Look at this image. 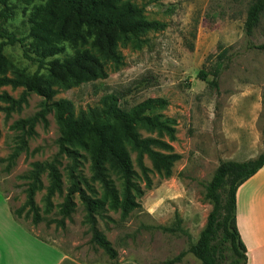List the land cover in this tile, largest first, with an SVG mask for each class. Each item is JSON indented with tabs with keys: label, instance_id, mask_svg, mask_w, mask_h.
Here are the masks:
<instances>
[{
	"label": "rangeland",
	"instance_id": "374dc122",
	"mask_svg": "<svg viewBox=\"0 0 264 264\" xmlns=\"http://www.w3.org/2000/svg\"><path fill=\"white\" fill-rule=\"evenodd\" d=\"M254 1L123 0L165 28L120 41L119 62L105 60L92 40L64 43V51L55 57L65 60L89 50L103 62L108 78L56 88L50 102L27 93L14 108L2 96L20 100L24 87H0V264H57L61 255L72 256L80 264H167L184 252L177 264H202L188 250L198 241L213 209L206 199L208 183L222 162H243L264 152V52L250 46L264 43V16L252 37L244 30ZM43 2L0 0V25L1 12L8 7L9 32L32 44L33 12ZM3 50L13 66L30 75H47V62L55 59H47L39 68L36 53L27 57L21 44L5 45ZM225 51L215 88L212 72ZM202 70L210 73L206 81L199 78ZM109 94L118 95L126 110L148 99L167 100L152 114L171 122L175 139L140 133L171 146L157 151L178 156L167 175L147 155L143 168L138 154L130 151L137 174L135 197L141 208L126 219L121 211L109 208L95 215L98 229L118 252L117 260L93 242L85 205L79 193L73 194L75 182L92 198L100 199L105 193L102 182L95 179L90 153L78 148L76 160L61 153L56 115L52 109L44 111L52 102L65 99L74 104L78 117L101 106V99ZM109 176L122 192L120 177L113 170ZM33 185L34 206H30L28 190ZM69 196L75 207L65 218L62 209Z\"/></svg>",
	"mask_w": 264,
	"mask_h": 264
},
{
	"label": "trees",
	"instance_id": "16d2710c",
	"mask_svg": "<svg viewBox=\"0 0 264 264\" xmlns=\"http://www.w3.org/2000/svg\"><path fill=\"white\" fill-rule=\"evenodd\" d=\"M43 4L34 9L31 37L34 42L26 44L24 40L9 32L7 22L11 18L8 7L1 12L0 38V87L12 85L24 87L20 100L3 95L14 108L24 101L27 93H35L47 102L54 99L56 88L70 89L82 84L104 80L108 73L103 62L89 50L78 51L73 57L61 60L55 58L64 51V43H87L93 41L102 57L107 61L119 62L118 46L122 40L139 38L149 31L162 30L165 25L150 22L143 11L131 2L123 0H43ZM5 3V0H2ZM264 16V0H255L249 7L244 24L245 34L252 37ZM21 44L27 53H36L40 66L47 62V75L36 72L27 74L26 70L13 66L4 54V46ZM251 48L264 52V43ZM226 51L219 55L217 67L212 72L211 85L219 87V77L223 68ZM209 72L200 71L199 78L206 81ZM101 106L90 109L76 117L74 104L69 100H58L46 106L56 115L60 127L59 139L61 153L76 160V149L89 151L95 179L102 182L105 193L102 198H92L74 183L73 194L79 193L87 211L91 225L92 240L98 244L111 260H117L118 252L111 242L98 229L95 215H102L106 208L121 211L126 219L141 204L136 201V172L130 151L138 154L141 166L145 155L149 156L158 171L171 174L173 163L178 159L175 154L164 155L156 148L171 149L162 139L142 137L140 131L168 135L175 139V129L171 122L161 115L152 114L153 110L164 108L168 102L164 99H148L131 109L120 105L116 94L104 96ZM264 167V152L257 158L243 162H222L212 180L206 187V199L213 209L209 214L206 227L196 243H191L188 252L202 264H247V248L241 238L237 223V192L249 179ZM109 170H113L123 182V191L119 192L110 179ZM36 187L28 190V202L34 206ZM75 203L68 197L62 214L69 218L74 212ZM16 213V212H15ZM19 216V212H18ZM38 217L35 223H38ZM172 231V230H170ZM184 252L167 264H177L185 257Z\"/></svg>",
	"mask_w": 264,
	"mask_h": 264
},
{
	"label": "crops",
	"instance_id": "0c3cea01",
	"mask_svg": "<svg viewBox=\"0 0 264 264\" xmlns=\"http://www.w3.org/2000/svg\"><path fill=\"white\" fill-rule=\"evenodd\" d=\"M237 223L241 238L247 248V264H264V167L237 192ZM71 257L61 255L57 264H80L77 259Z\"/></svg>",
	"mask_w": 264,
	"mask_h": 264
}]
</instances>
